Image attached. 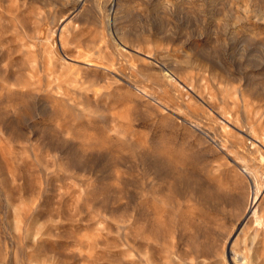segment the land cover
Segmentation results:
<instances>
[{
	"label": "rangeland",
	"instance_id": "obj_1",
	"mask_svg": "<svg viewBox=\"0 0 264 264\" xmlns=\"http://www.w3.org/2000/svg\"><path fill=\"white\" fill-rule=\"evenodd\" d=\"M263 229L264 0H0V264H264Z\"/></svg>",
	"mask_w": 264,
	"mask_h": 264
},
{
	"label": "bare ground",
	"instance_id": "obj_2",
	"mask_svg": "<svg viewBox=\"0 0 264 264\" xmlns=\"http://www.w3.org/2000/svg\"><path fill=\"white\" fill-rule=\"evenodd\" d=\"M243 171L247 173V170H246L245 168L243 169ZM256 199H257V198H256ZM254 203H256V200L254 201ZM253 207H254V206H253ZM253 214H256V209L253 210Z\"/></svg>",
	"mask_w": 264,
	"mask_h": 264
},
{
	"label": "crops",
	"instance_id": "obj_3",
	"mask_svg": "<svg viewBox=\"0 0 264 264\" xmlns=\"http://www.w3.org/2000/svg\"><path fill=\"white\" fill-rule=\"evenodd\" d=\"M263 234H264V229H263Z\"/></svg>",
	"mask_w": 264,
	"mask_h": 264
}]
</instances>
